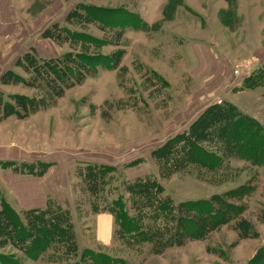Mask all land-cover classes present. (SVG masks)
I'll return each instance as SVG.
<instances>
[{"label": "rangeland", "instance_id": "1", "mask_svg": "<svg viewBox=\"0 0 264 264\" xmlns=\"http://www.w3.org/2000/svg\"><path fill=\"white\" fill-rule=\"evenodd\" d=\"M2 1L13 13H0V74L12 69L28 77L15 62L31 47L40 57L79 51V44L59 45L41 37L55 22L115 43L111 30L65 20L80 2L121 7L136 13L151 28L127 27L117 44L100 48L103 53L123 50L117 69H100L47 108L24 118L8 116L12 120L0 126V151L12 149L25 159H1L0 172L12 171L1 165L8 160L38 159L56 165L62 187L58 199L48 194L47 200L69 209L79 250L103 251L124 258L127 264H246L264 243V167L234 157L216 173L204 172V177L197 176L194 166L162 177L150 152L188 128L207 105L218 100V104L230 101L264 126V86L240 89L244 79L264 64V0ZM153 72L161 78H155ZM0 91L2 100L8 102L11 94L38 93L23 83L0 84ZM87 162L116 167L103 193L104 204L119 195L127 202L124 179L138 176L156 177L175 201L208 198L249 183L254 190L235 201L245 203L242 216L255 233L241 236L233 222L204 239L188 240L161 253H152L150 243L131 248L114 236V217L112 221L102 217L111 213L94 212L91 196L80 190L77 171ZM13 208L19 212L27 209ZM100 223L106 224V241L99 237ZM0 253H14L19 264H53L46 255L33 260L9 245L0 248Z\"/></svg>", "mask_w": 264, "mask_h": 264}, {"label": "trees", "instance_id": "2", "mask_svg": "<svg viewBox=\"0 0 264 264\" xmlns=\"http://www.w3.org/2000/svg\"><path fill=\"white\" fill-rule=\"evenodd\" d=\"M68 22L97 24L113 32L116 39L99 38L86 31L55 22L46 27L41 37L61 45H80L79 51L69 50L60 55L40 57L36 49L22 53L15 62L28 77L7 69L0 74V84L23 83L37 90V95L11 94L10 102L2 100L0 119L8 116L24 118L64 95L65 91L94 76L100 69H117L122 49L103 53L100 48L117 44L127 27L149 30L151 27L131 11L121 7H103L80 2L65 16ZM93 50H92V49ZM154 77H159L153 72ZM264 86V64L244 79L240 89ZM158 173L168 177L185 172L191 166L199 177L204 172L216 173L230 158L243 159L253 166L264 167V126L230 101L207 105L185 130L167 138L150 152ZM15 173L44 175L52 162L35 160L1 162ZM116 167L87 162L79 168L80 190L91 196L92 210H107L114 217V236L131 248L151 244L154 254L169 247L181 246L188 240H201L221 225L233 223L241 236L251 235L253 227L243 218L245 203H237L254 190L244 183L208 198L175 201L165 193L156 177L138 176L124 179L122 195L103 203L107 185ZM102 197L101 199H99ZM255 233V232H254ZM11 246L27 257L37 260L46 255L53 264H127L124 258L90 248L79 250L69 209L53 200L42 207L17 211L0 196V248ZM0 264H19L14 253H0ZM246 264H264V243Z\"/></svg>", "mask_w": 264, "mask_h": 264}, {"label": "crops", "instance_id": "3", "mask_svg": "<svg viewBox=\"0 0 264 264\" xmlns=\"http://www.w3.org/2000/svg\"><path fill=\"white\" fill-rule=\"evenodd\" d=\"M2 1V0H1ZM3 8L0 7V13H5L12 15L13 11L5 8V3L2 1ZM8 18H6L7 20ZM12 117L5 118L0 122V126L7 125L12 119ZM22 119H15L16 122H21ZM13 122V121H12ZM22 160L21 153L14 154L13 150H3L0 151L1 159H14ZM24 161V160H23ZM56 165L49 167L47 172L41 176L35 175H22L14 173L10 170H5L0 172V195H2L6 200L14 205H19L25 208L42 207L45 205L48 194L54 196L58 199L59 190L62 187L63 180L61 179V171ZM106 216L111 219V214H102V217ZM100 218V217H99ZM106 224L100 223L99 225V237L104 239V234L106 230ZM104 241H106L104 239Z\"/></svg>", "mask_w": 264, "mask_h": 264}, {"label": "built area", "instance_id": "4", "mask_svg": "<svg viewBox=\"0 0 264 264\" xmlns=\"http://www.w3.org/2000/svg\"><path fill=\"white\" fill-rule=\"evenodd\" d=\"M217 102L220 103V100H218Z\"/></svg>", "mask_w": 264, "mask_h": 264}]
</instances>
